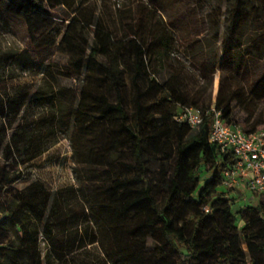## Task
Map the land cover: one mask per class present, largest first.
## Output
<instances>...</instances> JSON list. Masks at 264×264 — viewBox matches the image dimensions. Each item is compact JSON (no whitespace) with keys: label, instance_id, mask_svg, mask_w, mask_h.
I'll return each mask as SVG.
<instances>
[{"label":"trees","instance_id":"obj_1","mask_svg":"<svg viewBox=\"0 0 264 264\" xmlns=\"http://www.w3.org/2000/svg\"><path fill=\"white\" fill-rule=\"evenodd\" d=\"M247 3L235 0L224 22L228 41L237 47L251 22ZM73 5L72 0H0V19L27 26L38 54L58 43L69 48L73 57L64 66L75 82L56 87L55 74L48 88L23 84L0 91V155L13 165L30 166L68 139L78 183L49 191L35 182L19 191L13 185L23 176L1 168L0 208L5 215L0 235L9 238L12 231L17 238L0 241L5 244L0 246V264H84L76 254L100 242L112 264H264V198L256 205L233 207L238 202L221 189L234 158L210 141L213 109L222 112L226 123L241 125L235 104L245 101L243 87L233 81L226 85L222 78L220 105L212 100L215 72H239L228 41L223 40L220 62L215 53L194 52L190 67L176 56L180 27L167 19L162 5H123L112 17L113 27L94 13L72 17L78 10ZM57 10L69 19L63 34L53 25ZM263 14L264 9L253 13ZM258 26L264 28V19ZM187 46H202L199 32ZM175 58L180 67L161 82L158 76ZM0 66L23 73L35 62L10 49L0 55ZM127 78L134 89L130 113ZM191 107L203 113L196 134L175 120ZM251 112L241 125L244 130L264 129V117ZM102 147L121 158L112 161ZM152 163L160 166L151 171ZM84 221L98 227L101 241L94 235L86 243ZM41 235L48 247L45 254Z\"/></svg>","mask_w":264,"mask_h":264},{"label":"rangeland","instance_id":"obj_2","mask_svg":"<svg viewBox=\"0 0 264 264\" xmlns=\"http://www.w3.org/2000/svg\"><path fill=\"white\" fill-rule=\"evenodd\" d=\"M74 5L78 8L76 13L80 18L87 17L90 13H94L95 17H101L113 27L112 17L116 14L117 9L123 8V5L130 7L136 6L137 3H146L147 5L158 7L163 6L164 13L171 23L180 27L175 32L176 37V56L184 59L188 66L193 67L194 59L192 53L198 52V55L208 54L209 52L219 55V62L223 58V40L228 41V33L224 22L228 20L230 10L235 0H204L198 2L197 0H72ZM247 8L251 16V22L246 26L245 31L241 37V46L237 47L233 42L228 41L227 48L233 55V62L239 72H231L229 68L223 71H216L213 77V84L211 87L212 100L215 106L220 105L217 102V95L219 90V83L224 79V83L228 85L231 81L234 84L243 87L245 91V101L240 104H235V115L244 125L246 119L251 115V111H255V117H264V28H259L258 24L264 19V14L261 18L255 17V9L262 11L264 9V0H247ZM161 6V7H162ZM160 7V6H159ZM69 12L72 9L69 8ZM251 11V12H250ZM57 16L55 23H53L57 32L64 33L66 26L69 23L66 14L62 10L56 11ZM223 26H220L222 25ZM197 32L200 34L202 41L201 47L196 49L187 46V43L196 39ZM86 37L92 40V35L86 31ZM10 49L18 50L29 56L34 62L35 66L32 70L21 72L12 66L13 71L8 67L0 66V91L10 90L18 85L29 84L33 89L48 88L51 80V75H57L56 87H72L75 82L71 80L65 71V63L70 61L73 57L69 48L62 44H57L55 47L46 51L43 54H38L36 50L32 49L30 39L28 37L27 26L19 21L0 19V55ZM214 51V52H213ZM175 61H179L175 58ZM43 63L51 65L50 68H44ZM39 64L43 66H39ZM15 74L17 77L11 79V75ZM165 74H162V76ZM234 75V78H232ZM158 77L159 80L162 77ZM50 77V78H49ZM161 81V80H160ZM58 84V85H57ZM143 89H146L143 83ZM134 89L130 79L127 78V94L128 111H132V95ZM152 99L150 98L148 102ZM249 107V108H248ZM34 113H39L38 109L33 108ZM102 149L113 160L121 158L120 154L109 150L108 147ZM73 150L68 139L61 140L56 146H53L42 156L26 165H13L0 155V170L4 166L6 170L13 174H21L23 178L16 182L13 187L19 191H24L28 186L35 182L45 184L49 191H56L62 188L77 186L75 181L73 169L75 164L72 157ZM127 162L130 161L128 156H123ZM160 166L159 163H152L148 166L151 171H154ZM222 191L226 192L223 187ZM234 196H240V193H233ZM231 194V196H233ZM254 199H258V203L263 200L260 194L253 195ZM256 201V200H255ZM257 202H248L249 205H256ZM240 205L235 204L233 207L238 208ZM246 206V205H244ZM241 207V206H240ZM5 213L0 208V219L4 217ZM88 235L86 234V230ZM82 235L86 243L89 238L94 235L101 241L100 230L95 225H88L87 221L82 224ZM9 238L0 235V241L7 243L9 240H15L16 234L12 231L9 233ZM41 238V248L44 254L48 251L47 244L44 240V235ZM4 244V245H5ZM0 245V246H4ZM77 262L84 264H112L105 254V251L100 243L88 245L86 248L80 250L76 254ZM54 264H59L57 261ZM70 264H74L73 261Z\"/></svg>","mask_w":264,"mask_h":264},{"label":"built area","instance_id":"obj_3","mask_svg":"<svg viewBox=\"0 0 264 264\" xmlns=\"http://www.w3.org/2000/svg\"><path fill=\"white\" fill-rule=\"evenodd\" d=\"M213 111L210 141L219 146L222 154H231L234 158L232 167L224 172V188L229 191L230 198L240 203H245L248 195L264 197V129L247 133L241 125L226 123L221 111ZM175 120L197 130L203 123V113L199 108L191 107ZM235 192L240 196H234Z\"/></svg>","mask_w":264,"mask_h":264},{"label":"crops","instance_id":"obj_4","mask_svg":"<svg viewBox=\"0 0 264 264\" xmlns=\"http://www.w3.org/2000/svg\"><path fill=\"white\" fill-rule=\"evenodd\" d=\"M180 67V65L178 64V62L177 61H175V59H171L170 61H169V63L167 64V66H166V68H165V71L164 72H162L160 75L162 76V74H165V76L163 75L162 77H161V82H165L178 68ZM159 75V76H160ZM158 76V77H159ZM159 79V78H158ZM195 131V133L194 134H196V131L197 130H194ZM256 200V201H255ZM248 202H257L258 203V199H254V196L253 195H248V200L245 202V203H240V202H238V204L240 205V206H244V205H249L248 204ZM254 205V204H253Z\"/></svg>","mask_w":264,"mask_h":264}]
</instances>
